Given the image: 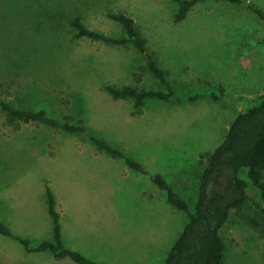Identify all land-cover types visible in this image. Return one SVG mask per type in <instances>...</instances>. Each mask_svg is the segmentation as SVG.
I'll return each mask as SVG.
<instances>
[{
    "label": "rangeland",
    "instance_id": "1",
    "mask_svg": "<svg viewBox=\"0 0 264 264\" xmlns=\"http://www.w3.org/2000/svg\"><path fill=\"white\" fill-rule=\"evenodd\" d=\"M251 5L264 0H201L176 20L175 0H0V82L17 77L8 100L46 108L58 119L83 118L86 132L6 122L0 105V218L15 234L38 242L53 237L48 189L69 247L110 264H165L188 213L123 158L99 151L96 134L161 173L194 209L202 154L225 139L235 117L253 103L221 97L264 89V19ZM126 11L148 40L181 99L115 98L106 86L134 84L144 58L131 43L77 35L80 16L112 36L125 30L110 13ZM144 89L167 85L148 74ZM196 93L202 96L195 100ZM254 194V190H251ZM225 264H264V234L233 212L221 230ZM0 264H78L50 252H27L0 234Z\"/></svg>",
    "mask_w": 264,
    "mask_h": 264
},
{
    "label": "trees",
    "instance_id": "2",
    "mask_svg": "<svg viewBox=\"0 0 264 264\" xmlns=\"http://www.w3.org/2000/svg\"><path fill=\"white\" fill-rule=\"evenodd\" d=\"M178 2L176 20L184 19L189 11L201 0H175ZM240 3L242 0H229ZM251 7L264 19V9L258 5ZM124 28L125 35L112 36L105 32L89 28L76 16L72 25L77 28L79 36L102 40L113 44H133L143 55L144 63L134 71V84L115 87L107 85V90L115 98L132 97L137 106H143L149 99L168 102L180 100L178 92L168 80L165 70L156 55L151 51L147 38L135 18L126 11L110 13ZM148 74H153L162 83L164 89H144L140 83ZM17 77L0 82V105L6 122L14 128L23 123L45 124L54 128H62L68 132H86L87 126L83 118L66 114L58 119L46 108L31 109L17 107L8 100L14 87L21 86ZM214 99L227 96L230 100L248 101L253 105L239 113L230 124L225 139L214 151L202 154L204 168L200 175L199 197L194 209L175 187L161 173L151 174L138 159L127 154L123 149L115 147L107 139L92 134L91 140L99 151H105L114 158H123L132 169L150 174L151 180L165 190L168 200L177 208L188 213L189 221L172 245L165 264H225L226 243L221 230L233 212L244 218L256 231L264 234V89L255 96L245 92L229 93L222 85ZM202 96L196 93L190 97L195 100ZM254 190V194H251ZM49 212L53 219V237L38 242L15 234L10 226L0 218V234L17 239L27 252H50L56 258H70L78 264H110L88 257L83 252L66 245L63 239L61 215L56 208V200L52 190L48 189Z\"/></svg>",
    "mask_w": 264,
    "mask_h": 264
}]
</instances>
